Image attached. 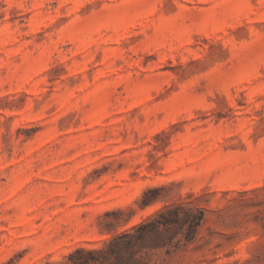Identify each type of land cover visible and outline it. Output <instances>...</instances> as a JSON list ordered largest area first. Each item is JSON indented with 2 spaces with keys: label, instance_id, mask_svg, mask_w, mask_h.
<instances>
[{
  "label": "rangeland",
  "instance_id": "rangeland-1",
  "mask_svg": "<svg viewBox=\"0 0 264 264\" xmlns=\"http://www.w3.org/2000/svg\"><path fill=\"white\" fill-rule=\"evenodd\" d=\"M166 207L115 264H264V0H0V264Z\"/></svg>",
  "mask_w": 264,
  "mask_h": 264
},
{
  "label": "trees",
  "instance_id": "trees-1",
  "mask_svg": "<svg viewBox=\"0 0 264 264\" xmlns=\"http://www.w3.org/2000/svg\"><path fill=\"white\" fill-rule=\"evenodd\" d=\"M140 200L139 205L144 207L154 200V197ZM175 209L166 207L164 210L158 212L157 217H153L150 220L140 222L131 226L128 230L116 235L110 241H108L106 247H78L74 251L70 252L67 256L69 260H61L57 262H47V264H115L110 257L116 253V247L123 250L125 254L132 259L134 254V246H136L141 239L144 238L147 232H162L166 228L175 222L180 220V216L175 212L172 216H168L169 212H174ZM201 216L199 215L200 219ZM111 249L109 251L107 248Z\"/></svg>",
  "mask_w": 264,
  "mask_h": 264
}]
</instances>
